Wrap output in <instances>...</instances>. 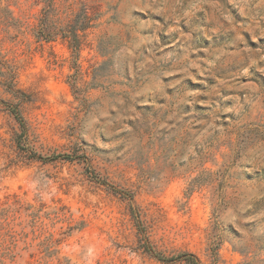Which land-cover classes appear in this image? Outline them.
I'll return each instance as SVG.
<instances>
[{
	"label": "rangeland",
	"instance_id": "374dc122",
	"mask_svg": "<svg viewBox=\"0 0 264 264\" xmlns=\"http://www.w3.org/2000/svg\"><path fill=\"white\" fill-rule=\"evenodd\" d=\"M0 20V264H264V0Z\"/></svg>",
	"mask_w": 264,
	"mask_h": 264
},
{
	"label": "trees",
	"instance_id": "16d2710c",
	"mask_svg": "<svg viewBox=\"0 0 264 264\" xmlns=\"http://www.w3.org/2000/svg\"><path fill=\"white\" fill-rule=\"evenodd\" d=\"M47 10L48 9H46V11ZM6 11H8V17H7V21H5V23H10L11 21L14 20V15H13V12L11 11V9H6ZM44 15H45V18L42 19V22L45 21L47 15H49V14H48V12H45ZM0 23H4V21L0 20ZM74 23H76V22H74ZM82 28H84V27H75V26L72 27L71 26L70 29H65V32L63 33L64 37L71 38V41L73 40V42H71V43L74 44V40H76V42H77V38H78L77 31L79 29H82ZM50 34L52 36V33H50ZM45 36H46V38H51V37H48V35H45ZM74 45L77 46L78 43H75ZM155 256H157L161 260H173L176 258L177 259L181 258V259L185 260L188 264H200L199 259L193 253H184L182 255H179L178 257H171V258H166L161 253H155Z\"/></svg>",
	"mask_w": 264,
	"mask_h": 264
}]
</instances>
